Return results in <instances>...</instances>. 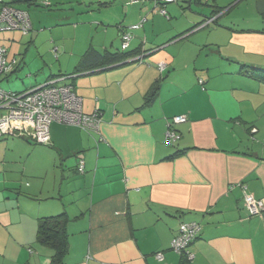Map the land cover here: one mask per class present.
<instances>
[{"label": "crops", "instance_id": "0c3cea01", "mask_svg": "<svg viewBox=\"0 0 264 264\" xmlns=\"http://www.w3.org/2000/svg\"><path fill=\"white\" fill-rule=\"evenodd\" d=\"M172 3L165 9L175 11ZM213 3L228 11L175 20L146 0L128 4L122 20L88 16L117 26L110 36L97 28L89 46L101 52L120 49L122 32L145 21L132 31L131 58L64 76L85 113L101 112L99 132L53 121L50 144L0 139V264H50L54 249L38 226L63 212L71 219L63 264H182L171 247L181 222L201 225L190 264H264V81L244 72L264 69V0ZM85 51L59 73H73ZM177 115L188 119L167 143ZM245 194L263 201L260 213Z\"/></svg>", "mask_w": 264, "mask_h": 264}, {"label": "rangeland", "instance_id": "374dc122", "mask_svg": "<svg viewBox=\"0 0 264 264\" xmlns=\"http://www.w3.org/2000/svg\"><path fill=\"white\" fill-rule=\"evenodd\" d=\"M32 1L31 4L22 0L13 3L29 13L33 24L31 31L27 34L20 30L0 31V45L7 49L9 62L14 61L13 72L11 70V73L0 77V87L6 91L22 92L42 85L68 65L73 70L79 59L78 52H84L92 41L93 44L99 43L102 33L97 28L101 26L110 29L109 36L112 32L114 35L117 29L116 25L96 24L98 20H92L88 16L93 14L92 18L122 20L128 4L141 3L131 0H51L50 3L47 0ZM148 1L155 5L154 0ZM213 2L174 0L172 4L177 9L172 11L166 8L167 17L176 20L179 17H191L195 13L202 21L211 15ZM225 6L224 11L229 5ZM159 9L156 10V15L166 17ZM153 14L151 13L152 16Z\"/></svg>", "mask_w": 264, "mask_h": 264}, {"label": "built area", "instance_id": "2783aa9c", "mask_svg": "<svg viewBox=\"0 0 264 264\" xmlns=\"http://www.w3.org/2000/svg\"><path fill=\"white\" fill-rule=\"evenodd\" d=\"M132 2L146 0H131ZM174 0H154L156 6L168 4ZM160 12L166 14L165 7L160 6ZM215 18H208L204 24L214 22ZM135 24L122 34V48L128 49L133 37V29L139 28ZM32 29V22L27 11L6 4L0 0V31L20 30L27 34ZM13 63L7 59V49L0 45V77L8 74ZM165 64L160 63V70ZM203 85L204 81L199 80ZM186 115H177L168 123L165 139L167 143L180 139L181 134L175 125L187 121ZM53 121L77 125L86 131H100L101 112L87 114L83 111V99L74 91L72 83L66 77L50 78L42 85L22 92L6 91L0 87V139L8 134L28 135L34 143L50 144V124ZM24 135V136H25ZM84 161L80 160L79 170L84 171ZM246 205L252 214L260 213L263 201L251 194H245ZM200 231L197 222H181L178 233L172 239L171 247L176 252L186 251L190 258L189 246L196 239ZM162 260V253L156 254Z\"/></svg>", "mask_w": 264, "mask_h": 264}, {"label": "trees", "instance_id": "16d2710c", "mask_svg": "<svg viewBox=\"0 0 264 264\" xmlns=\"http://www.w3.org/2000/svg\"><path fill=\"white\" fill-rule=\"evenodd\" d=\"M195 1L197 3L201 2V0H195ZM4 2L6 4L12 5V4L6 2L5 0H4ZM166 4H162L160 6L165 7L164 5H166ZM211 5L215 8L214 9L215 14H220L225 9V8H221L219 6H216L214 3ZM226 12H227V10L225 11V13ZM163 15L167 17L168 12H166V14H163ZM167 18L170 19L171 17H167ZM30 19H31V17H30ZM31 22H32V20H31ZM201 23L192 27V29L196 28ZM143 24L144 23H142V25ZM127 29H129V28H127ZM133 30H135V29H133ZM133 30H131V31H133ZM123 32H122V34H123ZM122 34H121V39H122ZM132 55H133V53L131 51H129V50L127 51V49L122 48V43H121L120 49H118L116 51H105V52H101V51L97 50L93 45H90L88 47V49L85 51V53L83 54L79 65L76 67V69L73 73H69V74L58 73L57 75H52L50 78L63 77V76L67 77L68 76V78L73 79V78H75L76 74L91 72V71H95V70L102 69V68H109L111 66L116 65L117 63H120L124 60L131 58ZM244 72L247 73V75H250L251 77H254L256 79L264 81V69H258V68H252L251 67V68L246 69V71H244ZM156 90H157V87L153 90V92L151 94L152 95L151 98L150 97L148 98L149 101H152V99L156 95ZM88 132H92V131H88ZM29 141H31V140L29 139ZM31 142H33V141H31ZM38 144H40V143H38ZM70 221H71L70 217L65 212L60 213L58 215H54V216L43 217L40 219L39 226H38V239L41 243L48 245L54 249V254L52 256V261L50 264H63L65 262L66 255L69 252V235H68L67 228H68V224ZM198 224H200V223H198ZM200 229H201V225H200ZM199 233H200V231H199ZM199 233H198V235H199ZM198 235H197V237H198ZM180 254L183 257L182 264H190L188 253L186 251H184V252H181Z\"/></svg>", "mask_w": 264, "mask_h": 264}]
</instances>
